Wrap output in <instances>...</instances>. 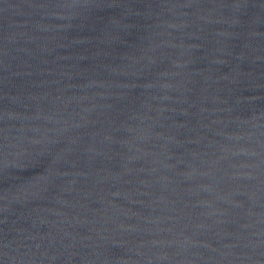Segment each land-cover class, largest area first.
<instances>
[{
	"label": "water",
	"instance_id": "obj_1",
	"mask_svg": "<svg viewBox=\"0 0 264 264\" xmlns=\"http://www.w3.org/2000/svg\"><path fill=\"white\" fill-rule=\"evenodd\" d=\"M0 264H264V0H0Z\"/></svg>",
	"mask_w": 264,
	"mask_h": 264
}]
</instances>
